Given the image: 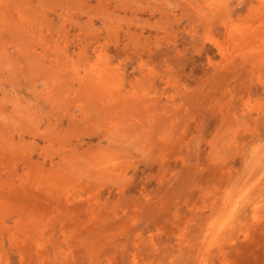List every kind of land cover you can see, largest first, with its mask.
I'll return each mask as SVG.
<instances>
[{"label":"rangeland","instance_id":"obj_1","mask_svg":"<svg viewBox=\"0 0 264 264\" xmlns=\"http://www.w3.org/2000/svg\"><path fill=\"white\" fill-rule=\"evenodd\" d=\"M0 264H264V0H0Z\"/></svg>","mask_w":264,"mask_h":264}]
</instances>
